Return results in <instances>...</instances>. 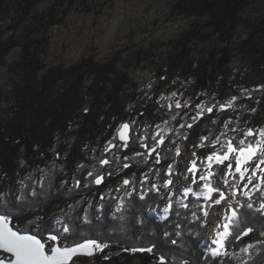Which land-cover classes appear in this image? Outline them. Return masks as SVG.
I'll list each match as a JSON object with an SVG mask.
<instances>
[{
    "label": "trees",
    "instance_id": "trees-1",
    "mask_svg": "<svg viewBox=\"0 0 264 264\" xmlns=\"http://www.w3.org/2000/svg\"><path fill=\"white\" fill-rule=\"evenodd\" d=\"M249 1L177 0L173 14L208 18L206 26L212 28L209 35L194 29L178 44L187 53L194 39L207 40L220 35L226 44L222 51V66H226L230 62L236 30L240 26L251 27L250 21L242 16ZM18 2L17 12L25 19L37 7L38 0ZM78 4L85 13L95 11L88 6V0H55L49 10L36 19V26L25 30L18 41L10 37L0 43V68L6 65V57L15 48L23 50V61L16 68L22 74V85H18L10 97L0 95V213L10 223H17L20 217L37 216L41 229L29 230L30 233L42 240L44 235L56 236V240L65 242L68 247L93 240L101 249L121 248L131 253L151 254L168 264H214L212 255L200 246L210 229L223 220L221 203L226 200L230 209L237 210V218L230 222L220 264H264V211H259L260 204L264 203V186L258 187L260 191L257 188L253 193H245V184L239 181V175L224 183V164H216L211 169V186L218 191L213 192L208 201L195 199L192 194L185 196L181 186L185 155L200 152L202 146L210 154L217 153L213 145L216 142L219 145L224 138L220 134L216 140L222 129L220 117L215 113L222 110V102L213 97V92L227 91L228 77H223L219 84L215 75L198 74L205 93L198 94L199 87L195 85L182 104L170 109L166 103L158 101L160 86L156 89L158 92L148 90L153 93L150 98L132 93L115 98L114 87L109 90L108 86L110 73L101 76L102 73L97 72L100 77L94 79L95 95L84 106L81 94L74 92L70 82L77 76L81 86L85 74L95 77L96 64L91 60L83 61L70 73L51 69L40 76L46 67L42 60L48 50L50 32L55 26L63 25ZM260 32L264 35V22L254 28L252 42ZM253 50L260 52L255 46ZM133 56L136 66L147 58L141 52ZM121 60L122 55L118 53L111 62L112 74L117 71L115 63ZM132 64L124 62L126 67ZM236 94L231 106L239 128H246L250 123L247 118L252 110L255 121L264 118V86ZM204 98L207 106L201 119L196 106ZM152 114L164 115L166 120V126L157 136L151 132L137 136L133 130L129 144L118 141L117 131L122 123L131 122L135 116L142 120ZM48 120L49 125L44 126ZM34 127V134L43 129L45 137L39 140L45 150L53 153L50 163L41 160L36 162L39 166H33L28 160L19 163L21 158L15 149L11 151L14 146L18 151L21 146L32 144L26 134ZM56 133V141L50 142L48 134L55 136ZM232 142L237 144L236 140ZM11 143L16 145L11 146ZM7 148L12 153L4 152ZM104 160L108 163H102ZM27 166H33L32 170H26ZM141 173L145 178L140 183ZM97 177L102 178L99 184L95 182ZM151 182L155 187H151ZM169 189L171 207L167 218L162 220L154 210ZM220 191L224 192L225 199L216 204ZM177 196H180L178 202ZM249 203L252 208L247 207ZM54 220H60L59 223L69 229L67 235L54 227ZM26 230L21 227L20 232ZM256 239L260 242L253 243ZM246 244L247 249L242 251ZM149 248L151 252L147 251Z\"/></svg>",
    "mask_w": 264,
    "mask_h": 264
},
{
    "label": "rangeland",
    "instance_id": "rangeland-1",
    "mask_svg": "<svg viewBox=\"0 0 264 264\" xmlns=\"http://www.w3.org/2000/svg\"><path fill=\"white\" fill-rule=\"evenodd\" d=\"M19 0H0V43L6 41L10 37H14V41H18L29 27L36 26V19L54 4L55 0H38L37 7L29 14L27 18H23L18 10ZM177 0H88V6L94 8V12H83L81 4L76 5L70 15L65 20L63 25L55 26L50 32V42L45 56H43V64L46 66L45 70L40 73L44 76L51 69H60L63 72L75 70L83 61L91 60L95 65L94 76H87L85 74L83 85L79 86L77 76L71 78L70 87L76 90L81 95L79 96L83 101V105H88V100L92 95H95L94 79L100 76L96 73H110L111 78L108 84L109 90L114 87V97H123L130 93L140 96L141 98L147 95L148 98L153 96L151 92H158L159 103H166V107L170 108L174 105L183 103L184 97H188V92L195 85H198V94L205 93V87H200L202 77L215 75L218 78L217 83L223 82V77L227 78L228 90H215L213 97L222 102V110H220L216 117H220L222 133L219 132L216 140L220 134L224 136L222 142L218 145H213L217 149V153L226 152L227 145L230 142L233 145V140L237 141L234 146L237 147L240 141L246 144H255L261 139L260 134L264 132V118L259 121L253 119L255 111L252 110L251 115L247 118L250 122L246 128H239L236 121V115L233 112L232 103L237 97V92H246L247 90H258L264 86V35L260 32L252 42L253 30L255 27L264 22V0H250L248 6L242 12L243 19L250 21L251 27L240 26L235 32V38L231 46L230 62L226 66H222L223 53L226 48L222 37L215 35L210 39L202 40L200 38L194 39L188 45V52H184L183 48L178 44L182 38L190 31L196 30L203 35L212 33V28L207 27L208 18L198 19L190 15L173 14L172 10ZM192 1V0H189ZM62 9V8H61ZM21 19L23 23L20 26ZM20 26V27H19ZM251 42H248L250 41ZM252 43V44H251ZM260 49V52H255L253 47ZM141 52L147 55L146 60L139 66H136L134 53ZM121 53L122 60L115 63L117 71L111 73V62L114 57ZM145 59V58H144ZM23 61V50L21 47L15 48L7 57L6 65L0 68V95L1 97L12 96L18 85H22V74L16 68L19 63ZM124 62L133 63L132 66L126 67ZM101 67L98 69V67ZM200 81V83H199ZM108 82V83H109ZM67 82H64L66 85ZM79 83V84H78ZM125 83V84H124ZM163 83L161 86L160 84ZM191 83L193 85L191 86ZM226 83V82H225ZM59 84V83H58ZM117 84V86H115ZM160 86V87H159ZM157 87L158 91L156 90ZM145 90H147L146 93ZM151 91L149 93V91ZM143 93H142V92ZM112 92V91H111ZM149 94V95H148ZM219 95V97L217 96ZM100 96V95H99ZM96 97V96H95ZM137 97V96H136ZM206 98V97H205ZM201 101L197 104L198 112L203 119L204 110L206 108V101ZM216 106V105H215ZM173 109V108H170ZM1 111V109H0ZM222 111H225L222 113ZM1 115V112H0ZM3 116V115H2ZM164 115H150L144 119L133 117L131 122H124L120 125V129L125 123L132 125L135 134H145L146 132L153 133L157 136L166 126ZM50 120L46 122L49 125ZM35 127L31 131H27V140L31 137L32 144H26L16 150L17 155L21 158L20 162L28 160L33 166L40 160L43 163H50L53 158L52 151L45 150L44 144L39 137H45L43 129L36 131ZM119 129V130H120ZM117 131V139L118 132ZM254 133L253 136H247L249 131ZM56 135L51 136L50 142L56 141ZM47 137V136H46ZM25 138V137H24ZM119 141V140H118ZM11 146L16 143H11ZM200 146V145H199ZM191 147V146H190ZM204 146L200 147V152H190L185 155L182 162V181L181 186L185 196L192 194L195 199H204V194L197 192L196 186L201 181V176L207 175L211 169L208 168L207 157L210 154ZM10 148L7 151L11 152ZM12 153V152H11ZM5 154V153H4ZM235 153L232 154V159L224 162L225 172L222 179L225 182L233 179L235 175ZM190 160L189 173L187 172V163ZM50 160V161H49ZM232 163V172L234 175H229L227 165ZM256 161L246 165L249 169L245 178L242 181L245 184V193H253L260 185L261 176L264 173L256 171L253 175ZM78 161V165H80ZM216 165L213 163L212 167ZM31 166V167H33ZM195 170L193 171V167ZM30 166L26 170H32ZM264 167V166H262ZM2 175L0 174V178ZM251 177V183H249ZM145 176L141 173L139 175L140 183L143 182ZM211 178V177H210ZM240 178V177H239ZM190 181H193L190 183ZM151 187H155V183L151 182ZM187 193V194H186ZM171 189H169L163 196V201L155 208L154 213L160 219H165L167 213L165 209H169L171 204ZM180 196L176 197V202ZM205 200V199H204ZM209 200V199H208ZM206 200V201H208ZM97 205V204H95ZM93 207H99V206ZM222 210L220 215L224 218L219 225L215 224L209 231L208 237L200 246L203 250L213 255L212 251L207 248L213 243L212 237L219 235L223 231L225 224L230 225V221L226 217L231 216V209L229 202L224 200L221 203ZM200 206V205H199ZM202 207V206H200ZM63 209L60 211L62 212ZM52 218L51 215H47ZM17 223H10L14 229L19 230L21 227L27 229L25 233L39 231L40 221L37 216L30 218H18ZM60 220L53 221V225L63 235H67L68 231H64L65 226L59 223ZM216 229V230H215ZM215 230V235L213 231ZM224 237L225 240L230 233ZM43 241L48 250L51 246L57 244L68 247L65 242L59 240L51 241L49 237L44 235ZM260 242L259 239L253 243ZM207 247V248H206ZM248 244L243 246L242 251H245ZM224 249V247H223ZM222 254L219 256H212L215 259L214 264H220ZM72 264H160V259L151 254H136L127 252L121 248L115 249H97L96 254L92 258H76ZM168 264V263H165Z\"/></svg>",
    "mask_w": 264,
    "mask_h": 264
},
{
    "label": "snow or ice",
    "instance_id": "snow-or-ice-1",
    "mask_svg": "<svg viewBox=\"0 0 264 264\" xmlns=\"http://www.w3.org/2000/svg\"><path fill=\"white\" fill-rule=\"evenodd\" d=\"M209 111H211V109H209ZM127 130L128 125H123L118 133L121 140L126 141ZM253 135L254 133L251 130L247 133V136ZM260 136L261 139L255 144H246L244 141H240L237 147H233V145L229 142L226 152H214L212 155L207 157L208 168L211 169L213 163L224 164L225 161L231 160L233 158L232 154L235 153V173L239 174L241 180L245 178V174L249 170L246 165L251 163L253 160L256 161L255 168L253 169V175L256 171L264 173V167H262L264 166V132H262ZM102 163L107 164L108 161L104 160L102 161ZM232 167V163H229L227 165V174L234 175V173L232 172ZM192 170H195V166ZM89 175H91V173H89ZM212 175L213 173L209 171L207 175L201 176V179L204 181L205 200L211 199L213 192L218 191V188H214L211 186L210 177ZM101 179L102 178L97 177L95 182L99 184L101 183ZM248 179L249 183H251L252 178L249 177ZM260 179L262 182V186H264V175H262ZM127 183L128 181H125V184ZM168 184H171V181H168ZM257 190L260 191L261 188H258ZM223 199H225L224 192L220 191L219 199H216L215 203L219 204ZM170 207L171 205H169V208ZM184 207L186 208L187 205H184ZM247 207L252 208L253 205L249 203ZM168 210L169 209L167 208L165 209L166 212ZM259 211H264V203L260 204ZM204 215H208V212L206 210L204 212ZM236 218L237 210L233 208L231 209V216L226 217V220L231 222ZM229 226V224H225L224 235L228 234L227 230ZM64 231L67 232L69 231V229L65 227ZM245 234L247 235V233ZM56 239V236H49V240L51 241H55ZM214 243H218L220 244V247H223V244L220 243L219 240L214 241ZM93 249H101V245L89 240L74 247L62 248L58 246H51L48 250H46L45 244L41 243V241L34 235L21 234L19 230H13L9 226V220L7 219V217L4 215H0V264H70V261H72L73 257L81 254L91 255ZM147 251L151 252V249L149 248L147 249ZM160 264H165L163 258L161 259Z\"/></svg>",
    "mask_w": 264,
    "mask_h": 264
},
{
    "label": "bare ground",
    "instance_id": "bare-ground-1",
    "mask_svg": "<svg viewBox=\"0 0 264 264\" xmlns=\"http://www.w3.org/2000/svg\"><path fill=\"white\" fill-rule=\"evenodd\" d=\"M190 160L191 159H188V163H187V169L188 170H187V172L190 170L189 169ZM192 182L193 181H190V183H192ZM189 185L191 187L192 186H196L198 194H199V191H200V193L205 195V190L202 188L203 187V182L202 181L199 184H197V185H194V184H189ZM217 225H219V224H217ZM215 230L212 233L213 235H215ZM224 233H225V227L223 228V231L219 233V235H216L215 237L214 236L212 237L213 243L211 242L210 246L208 248L206 247L208 250L212 251L213 255L216 256V257L219 256L220 254H222L221 251L223 250V247H224V237H225ZM217 240H219L220 243L223 244V247H220V244H218V243H214V241H217Z\"/></svg>",
    "mask_w": 264,
    "mask_h": 264
},
{
    "label": "water",
    "instance_id": "water-1",
    "mask_svg": "<svg viewBox=\"0 0 264 264\" xmlns=\"http://www.w3.org/2000/svg\"><path fill=\"white\" fill-rule=\"evenodd\" d=\"M125 124H127L128 125V130H127V139H126V141L125 140H121L120 139V137H119V134H118V140H119V142L120 143H122V144H129L130 142H131V140H132V137H131V134H132V125L131 124H129V123H125ZM124 124V125H125ZM121 130V129H120ZM119 130V131H120ZM119 133V132H118ZM233 147H235L234 145H233ZM226 162V161H225ZM0 215H3V214H1L0 213ZM5 216V215H4ZM8 219V218H7ZM9 226L13 229V230H16V229H14L13 228V226L10 224V222H9ZM21 233V232H20ZM21 234H27V235H34L37 239H39L40 241H41V243H44V241L39 237V236H37V235H35V234H33V233H21ZM87 241H89V240H87ZM91 241H93V240H91ZM86 242V241H85ZM95 242V241H94ZM84 243V242H83ZM45 244V243H44ZM80 244V243H79ZM78 245V244H77ZM45 246H46V244H45ZM56 246H58V247H64V246H61V245H59V244H57ZM74 246H76V245H74ZM74 246H71V247H74ZM47 250V249H46ZM96 250L97 249H93V252H92V254L91 255H83V254H81V255H77V256H75V257H73L72 258V261H70V264H72L73 263V261L76 259V258H79V257H82V258H92V257H94L95 256V254H96Z\"/></svg>",
    "mask_w": 264,
    "mask_h": 264
}]
</instances>
